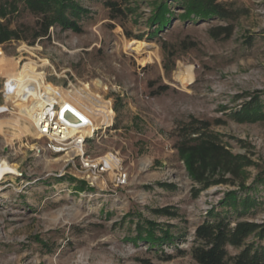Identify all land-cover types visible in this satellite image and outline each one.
<instances>
[{
    "label": "rangeland",
    "instance_id": "obj_1",
    "mask_svg": "<svg viewBox=\"0 0 264 264\" xmlns=\"http://www.w3.org/2000/svg\"><path fill=\"white\" fill-rule=\"evenodd\" d=\"M72 1L84 11L80 32L54 27L32 41L36 18L23 0H0L14 3L9 27L26 38L0 45V51L20 66L45 61L38 70L60 92L100 83L98 111L112 113V122L95 130L86 149L111 169L92 189L69 168L63 172L65 158L43 150V140L17 143L11 130L0 134V166L8 172L0 176V264H196L188 254L196 226L225 191L236 188L214 186L194 197L195 184L174 149L178 128L192 119L209 123L233 154L254 163L246 184L256 176L264 180V121L232 118L255 98L264 112V0H218L238 16L230 21L183 22L175 8L170 26L154 36L148 19L159 0ZM108 1L122 11L115 20ZM227 25L229 37L219 31ZM211 31L220 36L212 38ZM6 80L0 74V120L24 122L2 110ZM120 167L128 184L117 188ZM80 183L84 189L77 190ZM257 188L262 205L244 220H264V184ZM161 208L176 216L157 215ZM144 221L171 226L174 243L156 253L174 255L176 247L187 253L165 262L142 242L133 243L136 224Z\"/></svg>",
    "mask_w": 264,
    "mask_h": 264
},
{
    "label": "trees",
    "instance_id": "obj_2",
    "mask_svg": "<svg viewBox=\"0 0 264 264\" xmlns=\"http://www.w3.org/2000/svg\"><path fill=\"white\" fill-rule=\"evenodd\" d=\"M23 3L25 9L36 18L34 27L29 29L32 41L48 37L49 29L54 27L80 32L77 21L84 11L74 1L23 0ZM105 6L110 9V20L122 14L115 2L108 1ZM151 6L148 23L153 28V36L170 26L176 17L173 12L175 8L182 10L177 19L183 22H208L215 19L230 21L238 17L218 0H159ZM15 13L13 2L0 4V45L26 39L19 30L9 27V18ZM220 30L225 33V37H229L232 26L220 27ZM210 35L212 38L220 36L214 31ZM232 118L239 124L264 121V112L258 98L245 103L233 113ZM176 139L174 149L188 177L195 184L192 188L194 197L214 186L236 188L225 191L223 197L206 211L196 226L188 251L191 259L196 264H264V220L254 222L242 219L254 215L262 205L257 198V185H263L264 180L256 176L251 185L246 184L247 170L254 163L245 155L233 154L221 136L210 130L207 122L192 119L178 128ZM82 189L84 184L80 183L77 190ZM154 212L168 218L176 216L169 208ZM170 228L168 224L159 226L150 221L138 222L132 242L140 241L148 246L149 251L156 253V247L174 243ZM175 250L174 255L164 252L155 255L169 262L187 253L178 247Z\"/></svg>",
    "mask_w": 264,
    "mask_h": 264
},
{
    "label": "bare ground",
    "instance_id": "obj_3",
    "mask_svg": "<svg viewBox=\"0 0 264 264\" xmlns=\"http://www.w3.org/2000/svg\"><path fill=\"white\" fill-rule=\"evenodd\" d=\"M1 51L0 74L7 79L4 88L7 106L2 110H11L24 122L0 120V134L7 129L11 130L12 138L17 143L28 137L39 139L40 136L36 131V115L45 105L44 97L69 104L80 112L84 117V122L76 126L73 133H79L84 138L92 136L101 126L111 124L113 114L98 111L101 109V96L98 93L99 82L84 84L76 88L70 87L60 92L58 88L46 81V74L38 70L46 64L45 61L42 65H38L36 61L28 60L20 66V60L6 61ZM105 158V160H110L109 156ZM5 173L8 172L0 166V176Z\"/></svg>",
    "mask_w": 264,
    "mask_h": 264
},
{
    "label": "built area",
    "instance_id": "obj_4",
    "mask_svg": "<svg viewBox=\"0 0 264 264\" xmlns=\"http://www.w3.org/2000/svg\"><path fill=\"white\" fill-rule=\"evenodd\" d=\"M44 100V107L36 115V131L40 136L38 140H43V150L65 158L63 172L69 168L68 172L75 179L89 188H98L101 178L111 168L104 161L93 159L87 154L86 146L97 132L92 137L85 138L79 133H73L76 126L84 122L80 112L75 107L53 98L44 97ZM113 159L115 167L118 166L117 159ZM114 183L117 188L128 184V173L125 169L120 167L117 170Z\"/></svg>",
    "mask_w": 264,
    "mask_h": 264
},
{
    "label": "water",
    "instance_id": "obj_5",
    "mask_svg": "<svg viewBox=\"0 0 264 264\" xmlns=\"http://www.w3.org/2000/svg\"><path fill=\"white\" fill-rule=\"evenodd\" d=\"M69 117H71V116L69 115Z\"/></svg>",
    "mask_w": 264,
    "mask_h": 264
}]
</instances>
